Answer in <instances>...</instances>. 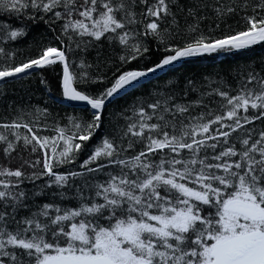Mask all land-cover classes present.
Masks as SVG:
<instances>
[{
    "label": "snow or ice",
    "instance_id": "obj_1",
    "mask_svg": "<svg viewBox=\"0 0 264 264\" xmlns=\"http://www.w3.org/2000/svg\"><path fill=\"white\" fill-rule=\"evenodd\" d=\"M256 46L264 0H0V264H264V58L182 71Z\"/></svg>",
    "mask_w": 264,
    "mask_h": 264
},
{
    "label": "trees",
    "instance_id": "obj_2",
    "mask_svg": "<svg viewBox=\"0 0 264 264\" xmlns=\"http://www.w3.org/2000/svg\"><path fill=\"white\" fill-rule=\"evenodd\" d=\"M261 58H264V47L256 46L253 48L252 51L247 52L243 57H232L230 55L224 54L218 57H215L214 59L209 60H202L199 63H192L188 64L184 67L182 70L185 74L188 73H201V72H213L218 71L223 74L225 70H227L230 66H234L237 63H241L244 61H256L257 65L259 63V60ZM180 73H169L168 76H163L161 73H158L156 75L161 76L160 80H154L148 78L150 83H146L144 88L135 90L134 92L132 90H129L131 92L130 95L121 94L120 96L116 97L112 100V103L108 105L109 111L112 109H119L123 106L131 104L134 97L140 96L142 93L149 90L153 85L160 84L163 82V80H166L169 78V76L172 75H179ZM54 95V93H53ZM47 97H41L39 93L33 98V102H39L43 104ZM76 109L77 111L80 110V106H77L75 104H72L70 102L65 103L62 99L57 102V104L53 107V111H59L61 115H63L65 112L73 113V109ZM6 115V108L3 102H0V119H3V117Z\"/></svg>",
    "mask_w": 264,
    "mask_h": 264
},
{
    "label": "water",
    "instance_id": "obj_3",
    "mask_svg": "<svg viewBox=\"0 0 264 264\" xmlns=\"http://www.w3.org/2000/svg\"><path fill=\"white\" fill-rule=\"evenodd\" d=\"M158 73H159V72H158ZM158 73H157V74H158ZM150 77H151V74L149 75L148 78H150ZM148 78H147V79H148ZM64 102H65V103H68L67 101H64ZM70 103H72V102H70ZM72 104H73V103H72Z\"/></svg>",
    "mask_w": 264,
    "mask_h": 264
}]
</instances>
